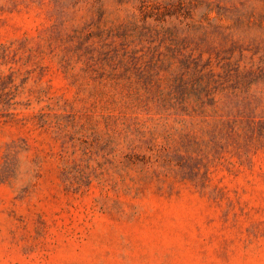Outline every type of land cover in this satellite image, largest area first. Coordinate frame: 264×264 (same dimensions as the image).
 Segmentation results:
<instances>
[{"label":"rangeland","instance_id":"374dc122","mask_svg":"<svg viewBox=\"0 0 264 264\" xmlns=\"http://www.w3.org/2000/svg\"><path fill=\"white\" fill-rule=\"evenodd\" d=\"M259 68L264 0H0V264H264Z\"/></svg>","mask_w":264,"mask_h":264},{"label":"trees","instance_id":"16d2710c","mask_svg":"<svg viewBox=\"0 0 264 264\" xmlns=\"http://www.w3.org/2000/svg\"><path fill=\"white\" fill-rule=\"evenodd\" d=\"M199 72L198 76L190 74L188 66L178 78L174 80L173 85L169 91L162 96L159 100L164 107H182L185 108L186 102L193 99L200 106L212 105L214 99L212 98V89L210 82H205L207 76ZM252 82L258 80L264 81V68H259L257 72L250 74ZM213 76H208L211 79Z\"/></svg>","mask_w":264,"mask_h":264}]
</instances>
